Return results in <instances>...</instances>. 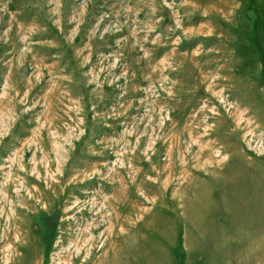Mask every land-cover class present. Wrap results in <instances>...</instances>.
I'll list each match as a JSON object with an SVG mask.
<instances>
[{
    "label": "rangeland",
    "instance_id": "374dc122",
    "mask_svg": "<svg viewBox=\"0 0 264 264\" xmlns=\"http://www.w3.org/2000/svg\"><path fill=\"white\" fill-rule=\"evenodd\" d=\"M0 264H264V0H0Z\"/></svg>",
    "mask_w": 264,
    "mask_h": 264
}]
</instances>
